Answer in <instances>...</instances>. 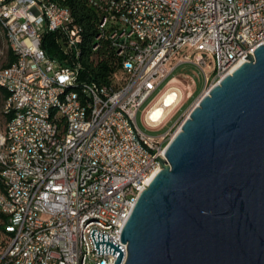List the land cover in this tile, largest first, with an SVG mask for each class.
I'll list each match as a JSON object with an SVG mask.
<instances>
[{"label":"built area","instance_id":"obj_1","mask_svg":"<svg viewBox=\"0 0 264 264\" xmlns=\"http://www.w3.org/2000/svg\"><path fill=\"white\" fill-rule=\"evenodd\" d=\"M89 2L100 14L99 24H110V43L118 37L116 53L131 51L115 85L83 78L76 61L80 31L66 10L50 0H0V13L22 52L12 75L0 77L16 89L12 106L3 108L9 119L0 131V176L21 193L20 206L0 198V264H115L114 254L88 251L93 230L109 234L127 257L123 229L161 170L178 121L164 134L154 132L168 126L185 96L194 95L191 82L174 85L172 74L182 65L194 66L203 75L204 96L264 44V0ZM122 10H130L129 21H122ZM48 34L55 35L63 58L44 49ZM130 35H139V42L128 44ZM65 82L88 89L90 108L71 96L53 122L21 114L26 102L50 112ZM168 94L174 97L170 104ZM61 133H68L66 145H58ZM36 144H43L44 155H37ZM5 168L20 169L21 178L9 180ZM96 217L108 219L109 228L96 225Z\"/></svg>","mask_w":264,"mask_h":264},{"label":"water","instance_id":"obj_2","mask_svg":"<svg viewBox=\"0 0 264 264\" xmlns=\"http://www.w3.org/2000/svg\"><path fill=\"white\" fill-rule=\"evenodd\" d=\"M205 94L122 232L115 264H264V44Z\"/></svg>","mask_w":264,"mask_h":264},{"label":"bare ground","instance_id":"obj_3","mask_svg":"<svg viewBox=\"0 0 264 264\" xmlns=\"http://www.w3.org/2000/svg\"><path fill=\"white\" fill-rule=\"evenodd\" d=\"M118 1L130 2L135 0H118ZM50 2L54 7L59 8L61 10H66L68 14V20H71V22L75 21L70 8H68L64 4L66 2L65 0H50ZM109 4H117V0H109ZM129 17H130V10H122V21H129ZM0 25H2L3 28L6 30L9 50L13 51L18 59H22V52L16 49V35L15 33H13L12 30H10V24L6 21V17L4 15H1V13H0ZM99 27L101 30L99 34L100 40H102L103 38L109 39V34L107 33L110 31V24L108 22H101L99 24ZM77 30L80 31L79 40L81 41L82 44V40H83L82 30L78 26H77ZM111 42L113 45H118V37H111ZM135 42H139V35H130V37H128V44H135ZM97 49H98V45L94 47V50ZM117 55L118 57L122 58L123 60L122 63H127L131 58V51L117 52ZM80 56H81V46L79 48V53H76V61H77V65H79V70L82 71L83 66L82 63L80 62ZM10 75H12V66L0 69V77H7ZM90 83H93V81ZM0 88L10 93L8 99L5 101L4 108H7L8 106H12L13 100H15L16 98L15 85L5 81H1L0 79ZM71 96L77 97V101H79L80 106L82 108H90L88 89L83 88L82 86H80V83L77 82H65L59 89V92L56 96V103L50 104V112H46L43 109H38V106H34V102H26L24 103V106L21 107V114L24 117H33L34 120L39 123L53 122L56 120V113H60L63 110V105L65 101L70 99ZM173 98L174 97H172L171 94H168L165 100L168 104H170ZM158 113L159 112L156 109L153 115L154 118L158 117ZM180 130L181 127L179 131ZM67 141H68V133L59 134L58 145H66ZM36 151H37V155H44L43 144H36ZM47 155H54V148H47ZM0 171H3V164L1 163H0ZM156 174L152 176V178L150 179V183L154 179ZM5 176L8 177L9 180H17V178H21V171L20 169H16V168H5ZM0 198L3 199V201L5 202L11 203V206H20L21 193L17 192L16 190H13V188H11V186H9L6 180L1 176H0ZM96 225H101L102 228H109V221L105 217H96ZM87 249L89 252H96L95 243L93 239L87 240Z\"/></svg>","mask_w":264,"mask_h":264},{"label":"trees","instance_id":"obj_4","mask_svg":"<svg viewBox=\"0 0 264 264\" xmlns=\"http://www.w3.org/2000/svg\"><path fill=\"white\" fill-rule=\"evenodd\" d=\"M64 4L70 8L75 20L74 23L82 30L83 40L81 44L80 62L83 66L82 71L85 72L83 78H88L89 82L93 81V83L102 86L115 85L118 79L123 76V60L118 57L115 48L112 46V42L110 43L108 38L100 40V47L94 50V47L98 45V34L101 32L98 25L101 18L99 12L90 4L89 0H68ZM0 27L6 35V30L2 25ZM43 47L51 57L63 58L62 53L55 43L54 34H48L45 37ZM16 59L18 58L15 56V53L9 50L8 62L2 68L12 66ZM0 91L3 96V103L5 104L10 93L2 88H0ZM4 115L7 121L9 115L5 113Z\"/></svg>","mask_w":264,"mask_h":264},{"label":"rangeland","instance_id":"obj_5","mask_svg":"<svg viewBox=\"0 0 264 264\" xmlns=\"http://www.w3.org/2000/svg\"><path fill=\"white\" fill-rule=\"evenodd\" d=\"M8 53H9V47H8V40L6 39V35L4 30L0 27V69L8 62ZM172 77H179L184 82L188 83L191 82L194 85V96L191 97V99H187V96L184 97L182 100V103L180 104V108H177V111H174L175 116L170 122L168 126H166L164 129L154 132L155 135L159 136L161 134H164L175 122L178 121V124L172 131V135H176V132H178L179 127L183 124V122L187 119L188 114L190 111L197 105L198 101L203 97L202 90L204 88V78L203 75L199 72L198 69H196L192 65H182L177 68V70L172 74ZM3 96L0 91V131L5 130L6 125V117L3 113ZM139 123L141 127L146 130V127L144 126L141 114L139 116ZM173 138H170V141ZM168 144V143H167Z\"/></svg>","mask_w":264,"mask_h":264},{"label":"crops","instance_id":"obj_6","mask_svg":"<svg viewBox=\"0 0 264 264\" xmlns=\"http://www.w3.org/2000/svg\"><path fill=\"white\" fill-rule=\"evenodd\" d=\"M171 83L176 85V84H180V85H184L186 82H184L181 78L179 77H172L171 78ZM194 96V95H193ZM170 124V123H169ZM168 124V125H169Z\"/></svg>","mask_w":264,"mask_h":264}]
</instances>
